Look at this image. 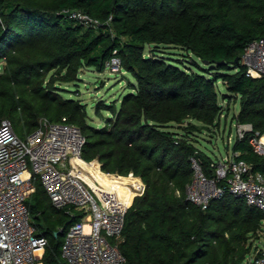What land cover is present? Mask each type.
<instances>
[{"label":"trees","instance_id":"obj_1","mask_svg":"<svg viewBox=\"0 0 264 264\" xmlns=\"http://www.w3.org/2000/svg\"><path fill=\"white\" fill-rule=\"evenodd\" d=\"M73 10L101 25L81 24ZM261 37L264 0H0V125L9 120L27 138L41 118L67 117L86 138L85 160L141 177L146 189L128 209L119 243L125 264H248L264 211L228 192L202 209L186 193L197 152L211 174L213 159L196 136L221 127V98L240 100L233 119L253 127L233 152L264 171L250 144L255 132L264 135V76L248 75L242 62ZM115 52L134 82L121 99L93 103L97 114H110L95 125L88 105L62 84H78L84 67L109 69ZM28 205L38 235L49 239L43 264H68L64 237L79 215L56 208L41 181Z\"/></svg>","mask_w":264,"mask_h":264},{"label":"built area","instance_id":"obj_2","mask_svg":"<svg viewBox=\"0 0 264 264\" xmlns=\"http://www.w3.org/2000/svg\"><path fill=\"white\" fill-rule=\"evenodd\" d=\"M70 16L87 27L101 25V20L79 10L71 11ZM116 54L107 65L113 72H120L122 62ZM242 62L248 75L264 76V37L247 45ZM252 131L250 124L237 123L236 138ZM85 143L81 129L67 117L60 122L41 118L39 127L27 138L16 133L11 121L2 122L0 264H43L49 239L38 235L28 205L37 181L42 182L56 208L66 209L71 218L79 215L64 237L62 255L68 264L126 263L119 243L123 238L126 214L134 201L126 205L117 191L103 186L87 171L83 163H91L83 158ZM250 144L255 152L264 156V135L255 132ZM238 155L239 152H232L213 159L211 174H208L197 152L191 158L194 177L187 187V200L207 209L213 200L228 192L264 211V171H254L252 165L238 159ZM138 179L137 184L129 186L135 195H142L146 185ZM248 264H264V248L256 245Z\"/></svg>","mask_w":264,"mask_h":264},{"label":"rangeland","instance_id":"obj_3","mask_svg":"<svg viewBox=\"0 0 264 264\" xmlns=\"http://www.w3.org/2000/svg\"><path fill=\"white\" fill-rule=\"evenodd\" d=\"M163 50L171 52V49L169 48H164ZM172 51L176 52L177 50ZM3 63V61H0V70ZM130 81L134 82V78L124 70L120 72H113L109 68L104 72H98L95 69L84 67L81 69L78 84L63 83L62 85L65 89H69L70 91L66 94V96L79 99L88 105V114L91 121L95 123V125H99L103 123L104 120L110 116V114L109 112H104L103 115L97 114L95 108L93 107V103L101 100L108 102L121 99L130 91ZM219 85L221 92L227 93L224 83L220 82ZM221 102L224 107V114L220 119L221 127H219L218 131L214 130V128H204V130L198 132L196 136L198 138L196 146L203 150V152L212 159H218L219 157L231 154L233 152V145L237 136V122L233 118L240 109V100L237 103H228V101H224L221 98ZM88 162L94 164V166H97L102 170V167L100 166L101 163L98 160ZM122 176H130V174ZM136 177L141 178L140 176ZM137 196L138 195H135L134 199ZM256 245L264 248V233L261 234L259 240L254 242L253 247Z\"/></svg>","mask_w":264,"mask_h":264},{"label":"bare ground","instance_id":"obj_4","mask_svg":"<svg viewBox=\"0 0 264 264\" xmlns=\"http://www.w3.org/2000/svg\"><path fill=\"white\" fill-rule=\"evenodd\" d=\"M83 165L87 171L91 173L96 179H98V181L103 186L117 191L119 197L124 201V203L126 205H131L136 193L129 185L137 184L139 179L136 176L133 175L120 177L118 174L106 173L99 167L92 164L83 163ZM88 180L92 185H94V181L91 178H88Z\"/></svg>","mask_w":264,"mask_h":264},{"label":"water","instance_id":"obj_5","mask_svg":"<svg viewBox=\"0 0 264 264\" xmlns=\"http://www.w3.org/2000/svg\"><path fill=\"white\" fill-rule=\"evenodd\" d=\"M59 232L63 233V232H64V228H62L60 231H58V233H59ZM58 233H57V234H58Z\"/></svg>","mask_w":264,"mask_h":264}]
</instances>
